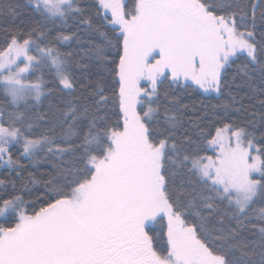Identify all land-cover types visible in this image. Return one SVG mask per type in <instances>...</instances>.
Instances as JSON below:
<instances>
[{
	"label": "snow or ice",
	"instance_id": "1",
	"mask_svg": "<svg viewBox=\"0 0 264 264\" xmlns=\"http://www.w3.org/2000/svg\"><path fill=\"white\" fill-rule=\"evenodd\" d=\"M0 264H264V0H0Z\"/></svg>",
	"mask_w": 264,
	"mask_h": 264
},
{
	"label": "trees",
	"instance_id": "2",
	"mask_svg": "<svg viewBox=\"0 0 264 264\" xmlns=\"http://www.w3.org/2000/svg\"><path fill=\"white\" fill-rule=\"evenodd\" d=\"M21 2H23V0H21ZM65 50H70V49H67V48H66ZM242 94H243V93H242ZM186 102H188V101H186ZM213 102H215V101H213ZM29 170H31V171H35V170L32 169L31 167L29 168ZM46 170H47V166H41L40 170H39L38 172H36L37 177H39L40 175H42Z\"/></svg>",
	"mask_w": 264,
	"mask_h": 264
}]
</instances>
